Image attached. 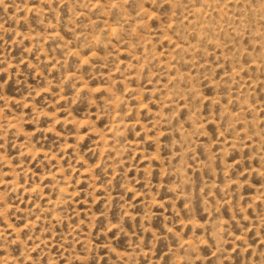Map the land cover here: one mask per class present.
Returning a JSON list of instances; mask_svg holds the SVG:
<instances>
[{
    "label": "rangeland",
    "instance_id": "rangeland-1",
    "mask_svg": "<svg viewBox=\"0 0 264 264\" xmlns=\"http://www.w3.org/2000/svg\"><path fill=\"white\" fill-rule=\"evenodd\" d=\"M0 264H264V0H0Z\"/></svg>",
    "mask_w": 264,
    "mask_h": 264
}]
</instances>
